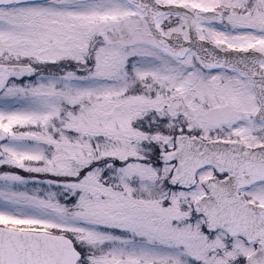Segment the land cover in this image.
Here are the masks:
<instances>
[{"label":"snow or ice","instance_id":"snow-or-ice-1","mask_svg":"<svg viewBox=\"0 0 264 264\" xmlns=\"http://www.w3.org/2000/svg\"><path fill=\"white\" fill-rule=\"evenodd\" d=\"M0 264H264V0H0Z\"/></svg>","mask_w":264,"mask_h":264}]
</instances>
